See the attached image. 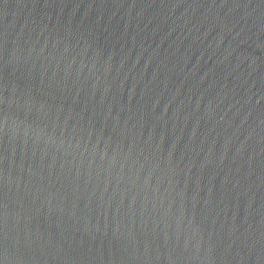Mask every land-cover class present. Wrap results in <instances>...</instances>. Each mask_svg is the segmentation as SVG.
I'll use <instances>...</instances> for the list:
<instances>
[{
	"label": "water",
	"instance_id": "1",
	"mask_svg": "<svg viewBox=\"0 0 264 264\" xmlns=\"http://www.w3.org/2000/svg\"><path fill=\"white\" fill-rule=\"evenodd\" d=\"M0 264H264V0H0Z\"/></svg>",
	"mask_w": 264,
	"mask_h": 264
}]
</instances>
